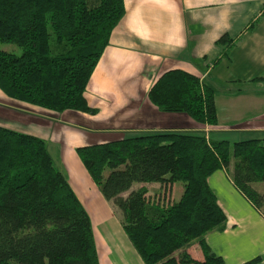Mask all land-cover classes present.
Returning <instances> with one entry per match:
<instances>
[{
  "label": "trees",
  "instance_id": "16d2710c",
  "mask_svg": "<svg viewBox=\"0 0 264 264\" xmlns=\"http://www.w3.org/2000/svg\"><path fill=\"white\" fill-rule=\"evenodd\" d=\"M124 13L125 0H0V40L23 49L20 55L0 50V90L50 111L93 113L84 92ZM216 43L226 54L231 38L223 34ZM147 98L160 111L218 123L212 88L189 71H164ZM76 152L102 195L120 210L122 227L145 264H225L205 242L208 232L225 226L207 182L221 167L264 217V138L228 142L168 131L79 146ZM178 180L183 190L177 200L164 204L148 195L145 184ZM134 182L142 185L132 189ZM193 241L202 260L187 251ZM12 262L99 264V258L90 217L46 142L0 125V264Z\"/></svg>",
  "mask_w": 264,
  "mask_h": 264
},
{
  "label": "crops",
  "instance_id": "0c3cea01",
  "mask_svg": "<svg viewBox=\"0 0 264 264\" xmlns=\"http://www.w3.org/2000/svg\"><path fill=\"white\" fill-rule=\"evenodd\" d=\"M223 34L231 38L226 54L216 43ZM173 68L193 73L212 88L216 125L196 122L183 112L160 111L148 100L153 82ZM84 95L93 113L50 111L12 100L0 90V125L46 142L54 165L90 217L99 264H145L122 227L120 210L102 195L76 148L168 131L228 142L264 138V0H125L124 16ZM207 182L225 215L224 228L205 235L210 250L225 264L255 256L256 264H264V217L224 168L212 172ZM145 185L152 200H176L174 182ZM187 251L203 259L196 241Z\"/></svg>",
  "mask_w": 264,
  "mask_h": 264
},
{
  "label": "rangeland",
  "instance_id": "374dc122",
  "mask_svg": "<svg viewBox=\"0 0 264 264\" xmlns=\"http://www.w3.org/2000/svg\"><path fill=\"white\" fill-rule=\"evenodd\" d=\"M50 42H52V41L50 40ZM51 47H52V53H56V50L53 48V46H51ZM0 50L12 52L16 55H20L23 51L22 47L19 46L18 44L6 42V41H1V40H0ZM107 172H108V170H106V173ZM174 183H175V188H176L175 189V199L177 200L181 194V190L183 189V182L178 180V181H175ZM133 185L134 186L139 185V182H134ZM151 191H155L154 188H152ZM12 264H17V263L12 262Z\"/></svg>",
  "mask_w": 264,
  "mask_h": 264
}]
</instances>
